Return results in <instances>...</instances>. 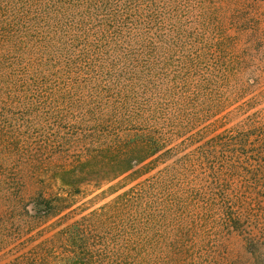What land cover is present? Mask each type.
<instances>
[{"label": "trees", "instance_id": "trees-1", "mask_svg": "<svg viewBox=\"0 0 264 264\" xmlns=\"http://www.w3.org/2000/svg\"><path fill=\"white\" fill-rule=\"evenodd\" d=\"M253 7L0 0V264H264Z\"/></svg>", "mask_w": 264, "mask_h": 264}, {"label": "rangeland", "instance_id": "rangeland-1", "mask_svg": "<svg viewBox=\"0 0 264 264\" xmlns=\"http://www.w3.org/2000/svg\"><path fill=\"white\" fill-rule=\"evenodd\" d=\"M241 2L247 3L248 9H251L252 6H254L253 7L254 10L258 11V17L262 21H264V2L262 0H241ZM237 32L238 31H236V33H235V31H232V34L235 36V35L239 34ZM255 40H257V41H255ZM254 41L256 42L255 43L256 47L251 46V43ZM260 41L264 42V36L257 35L254 32L253 33L249 32V30L243 36V44H244V46H246V50H247V52L245 54L248 56V77H243L244 79L248 78V80H250L252 78L251 73H250V65H252V61H250V58H251L250 55L253 57L255 64H259V65L264 67V45L261 44ZM255 48H256V51L252 50ZM262 82L264 84V75H263ZM34 189H33V187H30L28 189V192H30V195L33 194ZM106 189H107V187L103 188L100 191H94V192L90 191V193L87 196H85V198H80L79 200H77V205L75 206V208L80 206V207L84 208L85 212L83 213V211H77L75 214H73L68 219V221L66 220V222H73L74 220L79 219L80 216L86 215V214L92 212L93 210L98 209L101 206L105 205L107 202H109L113 197L100 196L102 194V192ZM97 196H99V197H97ZM230 246H231V249L233 250V252L235 254L243 255V253H244L243 242L239 237L232 239V243L230 244ZM1 262H3V261L0 260V263Z\"/></svg>", "mask_w": 264, "mask_h": 264}]
</instances>
